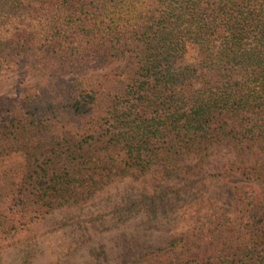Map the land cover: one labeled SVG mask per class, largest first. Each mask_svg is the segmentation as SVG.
Returning a JSON list of instances; mask_svg holds the SVG:
<instances>
[{"label": "trees", "instance_id": "trees-1", "mask_svg": "<svg viewBox=\"0 0 264 264\" xmlns=\"http://www.w3.org/2000/svg\"><path fill=\"white\" fill-rule=\"evenodd\" d=\"M123 66L112 73L103 67ZM0 242L68 203L99 172L168 174L226 143L258 151L221 214L134 264H264V0H0Z\"/></svg>", "mask_w": 264, "mask_h": 264}, {"label": "rangeland", "instance_id": "rangeland-1", "mask_svg": "<svg viewBox=\"0 0 264 264\" xmlns=\"http://www.w3.org/2000/svg\"><path fill=\"white\" fill-rule=\"evenodd\" d=\"M123 62L103 67L119 70ZM36 79L15 71L0 75V95ZM258 151L242 152L219 143L206 154H188L168 174L159 167L132 178L115 171L93 176L88 196L68 202L0 242V264H134L143 254L166 246L180 235L221 214L232 216L234 196L246 184L238 168L260 161ZM21 158L0 165L2 186Z\"/></svg>", "mask_w": 264, "mask_h": 264}]
</instances>
